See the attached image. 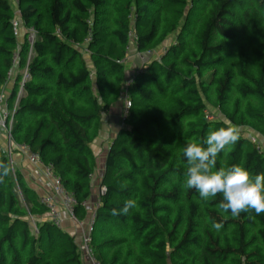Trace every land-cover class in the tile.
I'll list each match as a JSON object with an SVG mask.
<instances>
[{
    "label": "trees",
    "instance_id": "obj_1",
    "mask_svg": "<svg viewBox=\"0 0 264 264\" xmlns=\"http://www.w3.org/2000/svg\"><path fill=\"white\" fill-rule=\"evenodd\" d=\"M17 1L19 40L11 2L0 0V96L13 112L11 140L52 168L80 220L93 197L101 117L125 92L131 28L136 52L160 53L127 86L131 108L105 154L91 241L99 264H264V213L233 217L218 207L222 193L203 200L186 189L183 156L188 141L231 123L240 138L213 170L264 173V153L243 130L264 136V0ZM208 107L225 121H206ZM0 161L10 167L0 183V264H84L76 239L46 220L36 191L1 151ZM128 199L137 207L112 215Z\"/></svg>",
    "mask_w": 264,
    "mask_h": 264
},
{
    "label": "built area",
    "instance_id": "obj_2",
    "mask_svg": "<svg viewBox=\"0 0 264 264\" xmlns=\"http://www.w3.org/2000/svg\"><path fill=\"white\" fill-rule=\"evenodd\" d=\"M12 10H13V19H12V29L14 36L19 40L22 38L23 34V24L21 21V14L18 10V1L10 0ZM28 42L32 45L35 37V32L31 29L28 31ZM129 40L134 43L135 34L133 29L129 32ZM130 46V45H129ZM165 47H162L160 51H163ZM130 47L128 48V54L125 61L129 57ZM159 52H146L139 53L135 51L134 57L137 61V66L132 68L129 71V75L126 77L125 92L121 96L124 99V111L122 121L128 116L129 110L131 108V101L127 96V86H129L135 76L142 73L146 68L150 59L158 58ZM18 65V53L16 52L13 55L12 67L8 71L7 79L8 83L15 76L16 66ZM27 70H24L22 76V83L26 81ZM22 91V87L20 92ZM5 96H0V136L4 137L5 144L0 145V151L7 157L11 170H14L15 166V153L20 152L25 157L26 161L34 168L36 175L38 176L39 181L45 188L44 193L38 196L40 205L46 208V220L51 223L56 228L63 229L69 232L78 243V252L81 255L82 261L84 264H99L95 259L93 254V249L91 247L92 241V232L93 226L96 218V211L99 207V197L105 193V188L99 186V178L101 176V169L97 168L94 174L91 177L92 184L96 187V190L93 191L94 197L90 198L88 202L84 203V209L86 211V217L84 220L78 219L75 214L74 208L77 205V201L74 195L68 192L61 180L54 174L50 166L44 165L39 159L38 155L32 153L26 145H16L11 140L10 127L12 124V115L7 114L5 104ZM13 114V112H12ZM10 118V120H8ZM7 120V121H6ZM8 123V124H7ZM263 141H260L259 138L252 136L249 141L257 146L259 151L264 153V136ZM94 199V200H93Z\"/></svg>",
    "mask_w": 264,
    "mask_h": 264
},
{
    "label": "clouds",
    "instance_id": "obj_3",
    "mask_svg": "<svg viewBox=\"0 0 264 264\" xmlns=\"http://www.w3.org/2000/svg\"><path fill=\"white\" fill-rule=\"evenodd\" d=\"M239 138L240 128L228 123L226 127L210 130L201 142H197L195 138L188 141L183 149L187 164L184 187L195 189L203 200L222 193L223 199L218 207L225 213L230 211L233 217L250 209L259 215L264 213V173L252 178L240 165L213 170L217 155L227 146L234 145ZM9 173V165L0 161V183H4ZM136 207L137 201L128 199L119 210L114 208L112 215H127L130 209ZM223 226L222 222L212 224L216 231Z\"/></svg>",
    "mask_w": 264,
    "mask_h": 264
},
{
    "label": "crops",
    "instance_id": "obj_4",
    "mask_svg": "<svg viewBox=\"0 0 264 264\" xmlns=\"http://www.w3.org/2000/svg\"><path fill=\"white\" fill-rule=\"evenodd\" d=\"M132 59L133 58H130V60H128V62L129 61L130 62L127 64L126 70L129 68H132V65L134 67L137 65L136 59H134V61ZM131 60L133 61L132 63H131ZM107 115H104V116H107ZM114 121L115 120H113V122L110 121L109 123H106V121L105 123L102 122V125L105 126V128H102L103 130L99 132L98 140L96 139L97 141L95 140L91 146L97 161H99L101 164V171L103 169L104 158H105V154L108 149V146L110 145V141L112 140V138L115 136L116 132L119 129L118 128L117 130H114ZM106 136H109V138L106 139ZM4 142H5L4 137L0 136V145L5 144ZM15 165L18 169V172L22 175L24 182L29 187L34 189L38 196L44 193L45 188L42 185V183L39 181L38 176L36 175V172L34 171V168L26 161L25 157L20 152H16L15 154Z\"/></svg>",
    "mask_w": 264,
    "mask_h": 264
},
{
    "label": "rangeland",
    "instance_id": "obj_5",
    "mask_svg": "<svg viewBox=\"0 0 264 264\" xmlns=\"http://www.w3.org/2000/svg\"><path fill=\"white\" fill-rule=\"evenodd\" d=\"M237 16L239 17V14H237ZM183 24H184V22L182 21V22H180L179 23V28H181L182 26H183ZM132 27V26H131ZM131 29H133V28H131ZM175 33H177V32H175ZM175 36H176V34H172V35H170V37L168 38V40H166V42H163L162 44H163V46H166L167 44H170L171 43V41H174L175 40ZM263 41H264V38H263ZM130 46V51H129V57H128V59L125 61V67H127V64L130 62H128V60H130V58H133L132 60L134 61V59H135V57H134V54H135V48H134V43L131 41V43L129 44ZM162 49V48H161ZM132 55V56H131ZM242 58L244 59V60H247V56L246 55H244V56H242ZM87 59V61H88V64L89 65H91L90 64V61L88 60V58H86ZM131 60V63L133 62ZM248 61V60H247ZM254 62L251 60V65L252 66H254ZM250 65V61H249V66L250 67H252ZM137 66V65H136ZM135 66V67H136ZM132 68H134V66L132 65ZM132 68H129V69H127V72H126V76H128L129 75V71L132 69ZM19 73H22V75H23V73H24V71H20ZM12 81H9V83H8V86L10 87L11 85H10V83H11ZM124 99H120L115 105H114V107L111 109V111H110V113L107 115V116H102L101 117V121H100V124H101V126H100V131H102L103 129L102 128H105V126H103L102 125V122H104L105 123V121H106V123H109L110 121L111 122H113V120H115L114 121V130H117L118 128H120V127H122V118H123V111H124V101H123ZM7 114H9V115H12V112H7ZM117 119V120H116ZM8 120H10V118H8ZM205 120L206 121H225V118L220 114V112L216 109V108H213V107H208V111L206 112V114H205ZM7 121V120H6ZM110 128V127H109ZM111 128H113V127H111ZM113 130V129H112ZM245 132H244V136H245V138L247 137L248 139H250V138H252V136H255L256 138H259V140L260 141H263V137H261V136H259L258 134H255L254 132H252L251 130H249V129H243ZM255 134V135H254ZM99 136V135H98ZM112 136V135H111ZM107 138H109V136H106V139ZM97 140H98V137L96 138ZM95 139V140H96ZM96 140V141H97ZM17 152V151H16ZM16 152L14 151V153L16 154ZM14 168V170H13V173L15 172V171H18V169H17V167H16V165L13 167ZM97 168H99V169H101V164H100V162L99 161H97V167H96V169ZM93 188H94V191L96 190V187L95 186H93ZM17 193H18V197H19V199H20V202L21 203H24V200H23V197H22V194H21V192L20 191H17ZM94 197V199L96 198L95 197V195L93 196ZM93 199V200H94ZM31 223H32V225H33V223H34V221H31Z\"/></svg>",
    "mask_w": 264,
    "mask_h": 264
}]
</instances>
